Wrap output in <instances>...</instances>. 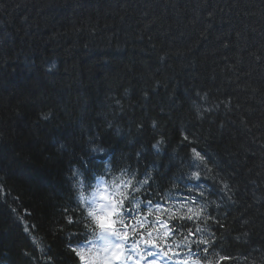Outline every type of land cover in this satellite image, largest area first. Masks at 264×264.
I'll return each mask as SVG.
<instances>
[{
	"label": "trees",
	"instance_id": "obj_1",
	"mask_svg": "<svg viewBox=\"0 0 264 264\" xmlns=\"http://www.w3.org/2000/svg\"><path fill=\"white\" fill-rule=\"evenodd\" d=\"M129 179L145 230L202 190L206 262L264 264V0H0V264H77L97 180Z\"/></svg>",
	"mask_w": 264,
	"mask_h": 264
},
{
	"label": "snow or ice",
	"instance_id": "obj_2",
	"mask_svg": "<svg viewBox=\"0 0 264 264\" xmlns=\"http://www.w3.org/2000/svg\"><path fill=\"white\" fill-rule=\"evenodd\" d=\"M47 119V116L43 117ZM160 142L153 145V147L158 148ZM94 151H101L100 149H94ZM195 156L203 162V157L199 152L193 149ZM191 167L199 168L198 165L193 164ZM125 173L132 171L131 166L127 169H123ZM74 175H83L85 178V183L90 186V181L92 179H96L97 177L93 174H90L87 169L83 173H75ZM135 175H139V173H135ZM187 179L189 181V185L191 188L199 189L200 181L203 177L200 175V171L192 172L189 177L182 178ZM137 184L141 185V188H136L131 179L126 182H122L123 187L128 188L129 192L127 195L121 193V198L110 201V206L107 207V210L103 213V215H98L94 210L89 211L88 215L93 218L96 222V227L100 230L101 235L100 239L103 240V245L98 250H89L86 253L83 249L77 251L75 248L71 249L81 261H85V257L88 256L85 264H142V261H146V264H158L157 257L163 256L168 261H172L173 257L179 256L178 252H173L172 247L168 246L167 250H164L157 243V239H159V233L156 238H153L151 228H156L157 225L166 229L164 232V236L168 237L174 234H178L177 228H184L185 226L181 223L179 225H175L169 227L168 221L166 220H157L155 224L151 226L150 229L145 230L144 228V220L147 218L142 212L137 211V208L141 207V205H137L135 208L131 206V200L135 198V193L144 189L145 186L150 188L151 180H137ZM189 185H186L188 187ZM225 190H229L228 185H224ZM150 195V193H149ZM205 195L204 191H198L196 193L189 192L187 195L184 193L180 194L178 199V207H174V213H179V215H170L169 219H175L177 221H192L203 219L205 222L208 219H212L215 223L219 224L220 227H224L223 224H220L215 217L205 215L207 204L205 203L203 206L197 205V209L194 210L191 207L192 204L197 202L198 198H203ZM81 200H84L85 197L83 194L80 196ZM101 200H109L110 198L105 193H100ZM228 199H231L229 196ZM153 202L148 199L147 203L143 205L145 208L152 207ZM157 211L165 210L163 204L155 205ZM186 209V211H182ZM123 212L124 217H128L130 220L134 221L131 225V244H128L130 240V231L129 224L125 223L122 219L119 223L122 225L121 228H117L115 225L117 223L116 220L111 219V217H115ZM77 221L75 219L70 220V224H75ZM147 231V236L145 237L144 232ZM207 232V229H201L197 227L195 230L192 228H187V235L184 236L181 244L187 246L189 249L190 257L191 255H198V253L192 252V245H195L199 251H202L205 254L209 253L210 248H213L217 244V239L214 232H209L207 234V238H204L203 235H198L200 233ZM139 237L136 239L135 237ZM143 244L144 247H141ZM201 245H204L203 248H200ZM181 245L177 244L176 247L179 248ZM152 249H157L158 251L153 252ZM95 252V256L93 257L90 253ZM169 252H172V255H169ZM207 259V255L205 256ZM223 257H221V260ZM183 264H188L187 260L183 261ZM195 264H200V260L197 259ZM208 264H211V261H208Z\"/></svg>",
	"mask_w": 264,
	"mask_h": 264
},
{
	"label": "rangeland",
	"instance_id": "obj_3",
	"mask_svg": "<svg viewBox=\"0 0 264 264\" xmlns=\"http://www.w3.org/2000/svg\"><path fill=\"white\" fill-rule=\"evenodd\" d=\"M98 203V206H97V210L99 211L100 215H103V213L107 210V207L104 205L103 207H101V204H100V196H97V198H95V203Z\"/></svg>",
	"mask_w": 264,
	"mask_h": 264
},
{
	"label": "bare ground",
	"instance_id": "obj_4",
	"mask_svg": "<svg viewBox=\"0 0 264 264\" xmlns=\"http://www.w3.org/2000/svg\"><path fill=\"white\" fill-rule=\"evenodd\" d=\"M182 178H184V177H182ZM182 178H181L180 181H179L180 184H182V183L185 181V179H182Z\"/></svg>",
	"mask_w": 264,
	"mask_h": 264
}]
</instances>
